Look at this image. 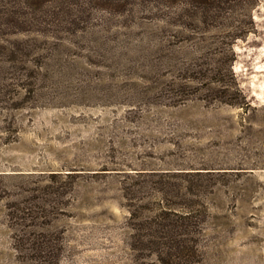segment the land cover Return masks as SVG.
<instances>
[{
    "label": "rangeland",
    "instance_id": "obj_1",
    "mask_svg": "<svg viewBox=\"0 0 264 264\" xmlns=\"http://www.w3.org/2000/svg\"><path fill=\"white\" fill-rule=\"evenodd\" d=\"M174 5L0 0V264H264V0Z\"/></svg>",
    "mask_w": 264,
    "mask_h": 264
},
{
    "label": "trees",
    "instance_id": "obj_2",
    "mask_svg": "<svg viewBox=\"0 0 264 264\" xmlns=\"http://www.w3.org/2000/svg\"><path fill=\"white\" fill-rule=\"evenodd\" d=\"M262 0H173L186 24L203 23L215 30L226 28L236 41L254 30V9Z\"/></svg>",
    "mask_w": 264,
    "mask_h": 264
}]
</instances>
